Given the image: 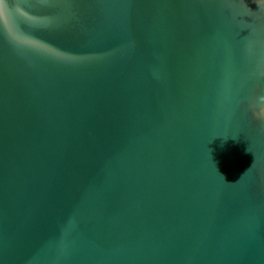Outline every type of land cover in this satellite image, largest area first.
<instances>
[{
    "label": "water",
    "instance_id": "obj_1",
    "mask_svg": "<svg viewBox=\"0 0 264 264\" xmlns=\"http://www.w3.org/2000/svg\"><path fill=\"white\" fill-rule=\"evenodd\" d=\"M0 264H264V0H0Z\"/></svg>",
    "mask_w": 264,
    "mask_h": 264
}]
</instances>
